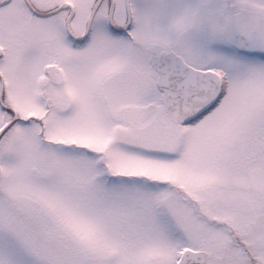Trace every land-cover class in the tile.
Masks as SVG:
<instances>
[{
  "label": "rangeland",
  "instance_id": "1",
  "mask_svg": "<svg viewBox=\"0 0 264 264\" xmlns=\"http://www.w3.org/2000/svg\"><path fill=\"white\" fill-rule=\"evenodd\" d=\"M32 1L47 10L39 4L69 0ZM81 1L86 18L93 0ZM225 4L130 0L126 32L109 26L104 4L77 44L62 12L0 7V84L18 114L0 139V264H174L185 248L212 264H264V60L228 41ZM178 40L188 57L198 43L195 66L222 76V96L178 135L162 117L150 134L116 140L99 83L134 42L156 53ZM51 63L62 82L48 83L46 99ZM13 115L0 105V127Z\"/></svg>",
  "mask_w": 264,
  "mask_h": 264
},
{
  "label": "flooded vegetation",
  "instance_id": "2",
  "mask_svg": "<svg viewBox=\"0 0 264 264\" xmlns=\"http://www.w3.org/2000/svg\"><path fill=\"white\" fill-rule=\"evenodd\" d=\"M28 1L32 5V7L40 13H48L61 7L62 5L65 6V9L53 15L59 14L61 12L64 13L66 22L68 19H70L71 22L77 19V22H79L78 29L80 31V35H75L74 31L72 30V33L68 32L70 40H73L74 44H77L79 41H84L88 38L90 31L86 34V30L90 21L91 12L97 0H93L92 3H90L87 7L88 11L86 18L79 17L78 6L81 0L62 1L57 5L54 3L55 5L52 8L51 6L53 4L49 2L39 4L43 7L50 6V9L47 10L39 9L33 3L32 0H22L23 5L34 16L48 17L35 13ZM226 1L227 4H225V6L227 8L224 9L225 7H223L221 12V24L223 25L226 35L228 36V41L233 46L237 47L242 51L259 54L264 60V0H221V2ZM12 2L13 0H0V7L7 6ZM104 4H109L107 9V21L109 26L111 27L110 15L113 8L114 23L120 28L125 27L129 21V12L126 0H122L123 9H119L118 0H102L98 9L93 15L92 23L100 14V11L103 9ZM129 8L131 11V6ZM209 18L213 30L214 28H216L213 27L216 22L214 23L215 20H213L214 17L212 15H210ZM131 22L132 17L130 21V26ZM130 26L128 27V29L130 28ZM128 29L122 30L121 32H126ZM236 40H240V42L243 43L245 47L242 48L236 42ZM186 44V40H178L177 43H175L169 49L154 53L151 49L147 47L138 48V46L140 45L134 42L133 50L131 51V54L126 58L124 64L117 68L115 72L110 74L109 80L101 81L99 83L100 91L102 92V98L104 99L105 103L108 105L109 108V116L111 117V120L114 121V132L116 140H120V138L124 136V134H126V129H133L135 133L138 131L142 132L146 129L147 133L150 134L149 127H151V125L154 123L153 120H159L162 119V117L170 118L172 123L169 126L170 133L172 132L173 134L177 135L180 127L193 121L191 120L187 123H181L171 114L167 106V94L160 91L158 88V78L160 73L156 69L152 61L155 55L166 56L169 53H175L177 56L181 57L183 61H185L188 65L196 69L205 71L211 70L208 68L203 69L195 66L199 58L197 47L198 43L193 42L196 54L194 52V54H191L189 57L188 52L186 50ZM4 52L5 50L3 45H0V56L4 54ZM175 59L178 60V58L176 57ZM53 66L57 67V71L55 74L52 75L50 73V69ZM1 76L2 74L0 72V79ZM49 82L55 85V87L61 84L62 82L61 69L54 63L48 64L45 67V78L41 83V92L44 98L50 96L46 92V90H48L47 85ZM125 88L126 90H130V94H128V96H125L123 93V91H125ZM223 88L224 80L220 97L222 96ZM148 89H150L153 94ZM155 89L158 91L157 94L154 93ZM8 111L12 113L10 110ZM141 122H146V125H142ZM123 123L125 125H123ZM140 124L141 126H139ZM138 134L129 135H131V137L133 138H139ZM148 140H150V138ZM247 248L248 247L246 246L245 249Z\"/></svg>",
  "mask_w": 264,
  "mask_h": 264
},
{
  "label": "water",
  "instance_id": "3",
  "mask_svg": "<svg viewBox=\"0 0 264 264\" xmlns=\"http://www.w3.org/2000/svg\"><path fill=\"white\" fill-rule=\"evenodd\" d=\"M102 0H98L96 3L94 10L92 12V18L97 10L99 4ZM30 4V2L28 1ZM127 4L129 6V1L127 0ZM32 7V5L30 4ZM114 7V2H113ZM33 8V7H32ZM65 8V6L60 7L59 9L47 13V14H41V15H50L54 14L57 11ZM33 10L36 12V10L33 8ZM90 19L87 27V31L90 29L91 21ZM110 22L112 26L116 29H126L128 25L124 28L117 27L113 22V8L110 15ZM130 22V17H129ZM67 25L70 29V19L67 22ZM172 55L167 56L166 58L162 57H154L153 62L158 67V69L161 71L162 76L160 79V85L162 90H165L169 94V107L171 112L179 119H188L191 117H195L200 112H202L204 109H206L212 102L213 97L217 93V91L220 89V77L212 72H202L195 70L187 65L184 64V62H180L179 65L181 67H184L183 69V75H187L185 78H180L172 72V69H169L168 67H164V65L167 64V60L171 58ZM176 82H180L179 84ZM214 87V93L211 95L209 94L211 92V89L213 87H209V84L216 83ZM176 87V88H175ZM209 87V88H208ZM208 88V92H206ZM2 93H3V83L1 88V101H2ZM1 135V133H0ZM181 264H209L206 258L205 252H196L188 250L184 256V258L181 261Z\"/></svg>",
  "mask_w": 264,
  "mask_h": 264
}]
</instances>
